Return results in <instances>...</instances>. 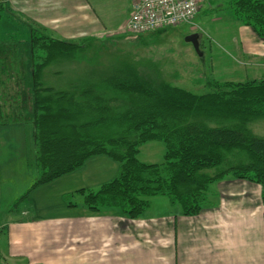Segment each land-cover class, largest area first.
<instances>
[{
  "label": "trees",
  "instance_id": "1",
  "mask_svg": "<svg viewBox=\"0 0 264 264\" xmlns=\"http://www.w3.org/2000/svg\"><path fill=\"white\" fill-rule=\"evenodd\" d=\"M231 10L264 39V0H234ZM29 43L32 62L36 49L45 54L29 72L31 120L21 118L24 69H0L16 80L0 92V125L32 128V188L75 172L92 157L110 156L120 163L116 179L97 192L79 193L93 211L115 208L137 219L152 198L162 196L179 205L184 215H196L211 184L228 176L264 186V138L249 129L264 120V79H208V92L201 95L169 84L154 89L130 79L87 87L74 83L69 90H56L42 82L46 67L82 46L36 34ZM119 96L130 104L125 112L111 107ZM152 141L165 146L162 163L138 158L140 147Z\"/></svg>",
  "mask_w": 264,
  "mask_h": 264
},
{
  "label": "crops",
  "instance_id": "2",
  "mask_svg": "<svg viewBox=\"0 0 264 264\" xmlns=\"http://www.w3.org/2000/svg\"><path fill=\"white\" fill-rule=\"evenodd\" d=\"M226 1L231 6L234 0ZM132 12V0H0V69L25 70L22 100L28 101L32 29L42 36L79 44L102 39L120 22L124 24ZM233 17L236 49L241 51L249 73L264 76V39ZM12 80L0 74L2 95ZM43 81L47 87H54L48 78ZM17 125L23 124L0 125V129ZM32 133V128L26 132V164L35 177L30 167ZM7 178L10 179L7 168L3 167L0 264H264L263 185L232 177L214 182L202 210L192 216L184 215L182 208L170 201L164 209H157L154 197L151 206L137 219L119 209L93 211L85 205L79 212L60 218L52 215L51 202L46 203L42 217L36 218L29 198L50 183L28 190L25 178L24 190L30 193L25 191L20 196L13 213L12 196L2 183ZM104 182L109 183L106 179ZM104 184L83 183L60 195L81 190L97 192Z\"/></svg>",
  "mask_w": 264,
  "mask_h": 264
},
{
  "label": "rangeland",
  "instance_id": "3",
  "mask_svg": "<svg viewBox=\"0 0 264 264\" xmlns=\"http://www.w3.org/2000/svg\"><path fill=\"white\" fill-rule=\"evenodd\" d=\"M210 4L215 6L212 7ZM210 4L208 0V3L203 5L193 24H183L154 33L130 34L123 30L126 22L124 24L120 22L119 26L102 39L83 41L79 43L82 48L76 54L60 58L56 63L48 65L43 73L42 82L44 83L45 77L53 83L54 89L69 90L74 83L87 87L93 84L101 85L108 79L119 81L130 79L131 82L141 80L143 84L154 89L169 84L201 95L208 92L204 84L208 79L221 82L264 79V76L249 73L250 69L246 67L241 51L235 47L234 42L237 39L233 34L235 20L230 4H227L226 0H210ZM30 33L31 36L33 34L39 36L34 29ZM193 34L200 35L202 56L196 52L192 43L187 42V38ZM35 51V62L45 58L43 51L40 49ZM30 71L31 69L28 73ZM19 90L21 91V87ZM29 93L28 101H21L23 110L21 118L25 122L31 120L32 87ZM111 105L112 108L116 107L125 112L130 104L119 96ZM249 129L256 136L264 138V120L251 124ZM30 130L31 128L25 129L23 125L0 129V172L3 167L7 168L10 179L7 178V182L2 183L6 192L12 196L13 213L16 209L15 203L21 200L20 196L25 191L30 193L28 190L35 181L26 164L28 143L26 132ZM164 156V144L152 141L140 147L138 158L143 163L159 164L164 161ZM119 171L120 163L110 156L91 159L69 177H60V180L57 179L40 189L42 191L31 194L29 202L36 209V218L42 217L41 212L45 210L48 202H51L54 211L52 215L60 218L79 212L80 207L85 205L84 196L77 192L65 196L60 194L82 187L83 183L104 184V179L111 182L119 175ZM25 178L29 183L28 190H24L27 187ZM87 187L89 189L91 186ZM169 201L168 197L162 196L154 199L153 204L157 209H164V204H169Z\"/></svg>",
  "mask_w": 264,
  "mask_h": 264
},
{
  "label": "built area",
  "instance_id": "4",
  "mask_svg": "<svg viewBox=\"0 0 264 264\" xmlns=\"http://www.w3.org/2000/svg\"><path fill=\"white\" fill-rule=\"evenodd\" d=\"M133 13L123 30L134 35L193 24L208 0H132Z\"/></svg>",
  "mask_w": 264,
  "mask_h": 264
},
{
  "label": "water",
  "instance_id": "5",
  "mask_svg": "<svg viewBox=\"0 0 264 264\" xmlns=\"http://www.w3.org/2000/svg\"><path fill=\"white\" fill-rule=\"evenodd\" d=\"M187 42H190L193 44L196 52L202 56V53L200 52V46H201V42H200V35L199 34H193L191 36H189L187 38Z\"/></svg>",
  "mask_w": 264,
  "mask_h": 264
},
{
  "label": "bare ground",
  "instance_id": "6",
  "mask_svg": "<svg viewBox=\"0 0 264 264\" xmlns=\"http://www.w3.org/2000/svg\"><path fill=\"white\" fill-rule=\"evenodd\" d=\"M133 13V12H132ZM131 16V15H130ZM152 33H154V32H152ZM146 34H149V33H146ZM143 35V34H142Z\"/></svg>",
  "mask_w": 264,
  "mask_h": 264
}]
</instances>
